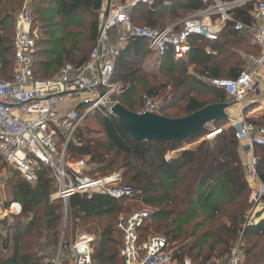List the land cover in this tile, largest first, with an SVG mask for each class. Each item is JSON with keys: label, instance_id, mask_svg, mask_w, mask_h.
<instances>
[{"label": "trees", "instance_id": "16d2710c", "mask_svg": "<svg viewBox=\"0 0 264 264\" xmlns=\"http://www.w3.org/2000/svg\"><path fill=\"white\" fill-rule=\"evenodd\" d=\"M8 3L12 6L17 3L13 7L22 4L21 0H0V81L11 80L14 68L13 41L9 31L4 35L8 23L14 21V11L1 16ZM30 6L36 16L32 19V32L33 25H42L46 17L51 22L49 30L45 31L47 38L40 43L45 49L38 48L33 56L34 77L51 79L66 64L76 66L85 63L97 38L102 0H31ZM201 8L200 0H154L150 6L137 4L129 17L134 25L164 29L167 22L173 23L180 20L183 14L190 15ZM253 8L254 2L237 8L233 11L234 20L250 24ZM189 43L190 52L186 59L175 60L168 53L160 61L166 89L169 87V98L159 112L166 118H184L206 106L226 103L225 92L202 79H235L245 69L242 51L259 53V49L251 46L247 38L233 30L232 24L222 31L215 42L192 37ZM237 47H242V51H236L234 48ZM144 55L146 58L148 52L143 42L131 40L126 52L116 62L114 81L118 69L128 70L131 57L143 58ZM189 67H193L199 78L188 72ZM147 76L138 66L118 77L120 84L130 86L118 99L128 111L137 113L143 109L142 99L136 111L131 98L135 88ZM156 95L153 89L147 90V97ZM203 95L210 96L212 102L207 104L199 100L198 97ZM178 104H182L181 107ZM173 108H178L179 115H164L165 110ZM252 109L246 107L245 112ZM95 115L101 120L102 137H90L88 130L76 128L66 146V160L78 159L95 166L93 172H86L92 180L104 177L119 167L123 170V178L131 184H122L121 180L122 185L131 187V197L113 199L97 193L73 195L64 204L61 199H51L57 187L49 169H42L34 184L27 183L17 173L10 174L14 178L8 176L5 181L10 194L5 206L10 208L12 204H18L20 212L4 224L0 264H53L52 253L58 247L68 254L70 230L74 232L87 225L89 220L107 217L111 221L94 232L92 260L94 264H123L120 257L122 240L115 239V236L122 238V235L112 222L123 211L129 215L133 213V207L122 209L125 201L130 200L154 208L138 229L140 239L145 241L147 237L144 236L149 231L162 234L170 246L176 248L174 256L179 261L187 258L193 264H202L201 261L208 262L212 257L221 258L227 252L229 243L238 234L243 235V240L247 239L250 229L257 237L264 236V218L256 225L246 222L252 201L237 151L235 129L221 130L212 143L202 141L197 147L183 150L180 155L168 160L163 155L159 156L155 149L163 147L168 152H174L181 144L196 141L209 130L206 128L180 143L136 141L114 117L100 113ZM260 118H264V113ZM224 122L212 125L219 128ZM251 123L260 127L252 120ZM58 137L63 138L64 135L58 133ZM257 149L264 150V147L256 146L255 153ZM259 158L258 176L264 183V157ZM66 215L68 220L64 223ZM205 224H209L206 229ZM91 226L95 230L94 223ZM201 229L203 231L198 233ZM93 230L88 228L87 231ZM244 255L245 264H264V241H257L246 248Z\"/></svg>", "mask_w": 264, "mask_h": 264}, {"label": "built area", "instance_id": "2783aa9c", "mask_svg": "<svg viewBox=\"0 0 264 264\" xmlns=\"http://www.w3.org/2000/svg\"><path fill=\"white\" fill-rule=\"evenodd\" d=\"M254 2L251 23L235 21L233 11ZM142 3H149L142 0ZM202 8L174 26L153 29L132 24L130 9H109L99 22L97 38L87 61L80 65L66 64L51 79L39 80L33 74L36 35L32 32V17L24 9L14 25V68L11 80L0 81V178L6 172L17 173L27 183H36L42 169L47 168L56 182L57 191L51 199L66 202L73 195H107L113 199L130 198L132 189L121 185L119 176L92 180L85 174V162L66 160L65 150L79 123L88 115L109 114L117 103L119 86L114 82L118 58L126 52L131 40L143 42L148 55L160 62L168 53L175 60L186 59L190 52L189 40L199 37L209 42L218 40L229 25L246 37L259 55L245 57L246 68L235 79H202L206 84L221 89L226 103L240 105L258 86L264 85V0H201ZM177 27V28H176ZM199 78L196 75H193ZM139 113L161 115L159 103L142 97ZM65 105L66 109L60 110ZM81 107V109H77ZM81 111V112H80ZM61 121L67 122L70 135L58 147ZM236 138L246 143L253 155L256 146L264 147V129L251 122L235 124ZM219 131L206 135L209 139ZM256 158L251 160V180L258 179ZM258 199L264 197V184H259ZM19 213V211L17 212ZM149 212L135 213L116 225L122 235L120 257L123 264H193L179 261L163 236H151L142 241L138 229L149 217ZM94 237L80 234L68 250L72 264H94ZM56 264H59L56 262ZM202 264H219L205 262ZM225 264H243V254L233 250Z\"/></svg>", "mask_w": 264, "mask_h": 264}, {"label": "rangeland", "instance_id": "374dc122", "mask_svg": "<svg viewBox=\"0 0 264 264\" xmlns=\"http://www.w3.org/2000/svg\"><path fill=\"white\" fill-rule=\"evenodd\" d=\"M30 2L31 0L27 1V0H21V5L19 7H13L14 4L12 6L11 3H8L6 5V8L3 9L1 16H4L5 14H7V12L10 11H14L12 12L15 16L14 21H11L8 23V25L6 26V30L4 31V35H7V32H10V39L11 41H13L14 38V22L17 19V17L21 14V12L24 9H27L30 14L32 19H34L36 16L34 15V13L32 12L33 9L30 6ZM19 5V4H18ZM190 15L189 14H183V16L180 18V20H184L186 18H189ZM46 21H43L42 25L39 24H34L33 25V32L36 35L35 41L37 43V50L35 53H37L38 48L40 50H43L45 48H43L42 46H40V43L43 39H46L47 36L45 34V31L49 30V26H50V20L49 18H45ZM179 19L177 20L178 22L180 21ZM176 21V20H175ZM173 21V23L175 22ZM176 21V22H177ZM141 25H145L144 23H139ZM172 24L171 23H166L164 28L169 27V25ZM41 25V26H40ZM47 33V32H46ZM40 46V47H39ZM236 51H242V47H237L234 48ZM91 49L88 52V56L90 53ZM255 53V52H254ZM254 53H247L245 51H242V58L245 59V57L247 56V54H253V55H259V53L254 54ZM145 55L143 56V58L141 57H131L129 59V66L127 67L128 70H124V69H118L117 72V77L115 79V83L119 86V95L116 96L115 98V102L117 104H119V98L121 97V95L123 96L129 89V84H120L118 82V77H120V75L128 72L129 70H133L138 68V66H140V68H142L143 73L148 74L149 76L145 77L142 82H140V84H138V86L135 88V93L132 95V103H133V107L136 111H138V106L140 104V99H142L143 96H147V90L148 89H153L157 95L153 98H150L156 102L159 103V108H161L162 104L164 102L167 101L168 97V91H169V87L168 89H166L167 85L165 84L166 82L163 79V71H160V62L156 61L152 56L147 55L146 58H144ZM246 68V65H245ZM188 72L191 75H195V71L193 70V67H189L187 68ZM39 79V78H36ZM147 87V88H145ZM258 91H252L250 94H248L245 98V101L242 102L240 105H236L233 106L231 109L228 110V115H229V119L227 121H225L222 126H219V128H216L214 125L209 124L207 126V130H209L210 132H214V131H221V130H226L229 128H233L235 127V124L237 123H241L242 121H248L251 122V120L255 123H257L258 126L262 127L264 129V118H260L263 113H264V85L263 86H258L257 88ZM196 96V94H195ZM199 100L209 104L212 102V98L208 95H203L198 97ZM182 104H178V107H181ZM177 107V106H176ZM246 107H250L253 108L251 111H247L245 112ZM66 109V106H64V108L60 109V110H64ZM140 112V111H139ZM137 112V113H139ZM164 115H170V116H175V115H179L178 114V108H173L170 110H165ZM89 116V115H88ZM80 127L81 129H86L90 132L89 136L93 137V138H101L102 137V127H101V120L100 117H98L95 114H91L89 116V118L83 119L79 125L77 126V128ZM70 127L69 124L67 122H63L61 121V124L59 126V131L58 133H62L64 135L63 138L58 137V147L61 148L65 137H68L70 135ZM208 131V133H209ZM220 133V132H219ZM215 134L214 136H210L209 139L206 138V135L202 136L201 138H199L196 141L193 142H187L186 144H181V146L174 152H168L165 148L163 147H157L155 149L156 153L160 156L163 155L164 158L170 160L172 158H174L175 156H177L180 152H182L183 150L186 149H193L195 147H197V145L199 143H201L202 141H206L209 143H212L214 141V139L217 137V135L219 134ZM235 140L237 141L238 144V155L239 158L241 160V164L243 167V175H244V179L245 182L248 186V189L250 191V200L252 201V207L250 208V210L247 213V218H246V222H248V224L253 223L254 225H256L257 223H259L263 218H264V200L261 197L260 199H258V191H259V184L263 183L260 178L258 177V179H255L254 181L251 180V160L252 157L254 155V157L257 159L256 160V171L258 174V160L260 159L259 157H264V150L263 149H257L256 153L255 150L253 152V155H250L247 151H244L245 146L247 145L246 143H242L240 142L236 136H234ZM70 139H72V136L70 137ZM180 155V154H179ZM258 157V158H257ZM78 159H75L74 161L72 160V162H80L82 160L77 161ZM119 161H121L119 159ZM85 174L86 172H93V170L95 169V166H90L85 164ZM123 170L119 169V167H115L111 172L107 173L106 176L101 177L99 176L98 178H96V180H101V179H105V178H111V177H115V176H119L122 180V184H129V181L126 178H123L122 176V172ZM7 175H3L0 178V219H5L4 220V224H6V222H8V220H11L12 217V213L10 211L9 208H6L5 203L9 201L10 199V194H9V190H8V186L7 183L5 182L7 177H12L10 176V173L8 174V172H6ZM89 179H92V177L90 178L89 176H87ZM14 178V177H12ZM121 184V181H120ZM121 184V185H122ZM264 184V183H263ZM125 207H133L132 210V214L135 213H143V212H149L151 213L153 211L154 208H151L150 206H146L144 205L142 202L139 201H135V200H130L129 201H125V204L123 206L122 209H126ZM6 215V216H5ZM131 215H129V213H127L126 211H123L121 215H118L117 218L112 222V224L115 226L117 225L121 219H127L129 218ZM13 220V219H12ZM68 220V217L66 215V217H64V223H66V221ZM118 220V221H117ZM111 221V219L109 217L104 218V219H100V220H89L87 221V225L82 226L80 228H78L76 231H72L70 230L68 233V240L67 242L69 243V246H71L78 235L80 234H88L91 236H95L94 232L95 231H99L100 227L105 226L107 223H109ZM204 221V220H201ZM200 221V222H201ZM92 223H94L95 225V230H93V226ZM195 223V222H194ZM81 225V224H80ZM209 224H205L204 229H206V227H208ZM244 227V225H243ZM88 228L90 230H93V232H89L87 231ZM203 231V229L199 230L198 233H201ZM255 231L253 229L248 230V235H247V239L243 240V235L242 234H238L228 245V250L227 252L221 257V258H217V257H212V259L210 261L212 262H217L219 264H225V262L227 261V259L230 257L231 253L233 250H239V252H241L243 254V264H245L246 259H245V255H244V251L246 248L253 246L254 244H256L257 241L263 242L264 241V236L263 237H257L254 233ZM147 235V236H146ZM144 237H151V236H161L162 234L160 233H156L153 231H149V234H146ZM4 239V236L0 237V241ZM115 239L117 240H122L121 236H115ZM176 249V248H175ZM120 250H121V246H120ZM218 249H216L215 252H217ZM216 255V253H215ZM51 261H53V264L59 263V264H71V262L68 259V254L66 251L61 250L60 247L57 248V250L53 251L52 253V257H51ZM185 259V258H184ZM187 259V258H186ZM190 260V259H187ZM208 261V262H210ZM203 263V261H201Z\"/></svg>", "mask_w": 264, "mask_h": 264}, {"label": "water", "instance_id": "95a60500", "mask_svg": "<svg viewBox=\"0 0 264 264\" xmlns=\"http://www.w3.org/2000/svg\"><path fill=\"white\" fill-rule=\"evenodd\" d=\"M142 2L136 1L135 5ZM106 11L104 16L107 15ZM229 103L213 104L188 115L184 118L170 119L162 115L151 113H134L116 104L109 111V115L118 120L125 131L136 141H154L157 143H180L198 132L229 119ZM249 148L245 147L244 151ZM264 200V197H263Z\"/></svg>", "mask_w": 264, "mask_h": 264}, {"label": "crops", "instance_id": "0c3cea01", "mask_svg": "<svg viewBox=\"0 0 264 264\" xmlns=\"http://www.w3.org/2000/svg\"><path fill=\"white\" fill-rule=\"evenodd\" d=\"M29 1V0H27ZM136 1L138 0H102V9H101V13H100V19L102 18V16L104 15V13L106 11H108L109 9H130V12H132V10L134 9V7L136 6L134 3H136ZM149 3H142L140 2L139 4H142V5H147V6H150L151 4L154 3V0H148ZM201 1V0H200ZM165 5L167 3H164ZM199 11V10H198ZM130 12H129V15H130ZM196 12V11H195ZM192 15V14H190ZM181 21V20H180ZM179 21V22H180ZM178 21L177 22H174L172 23L171 25L169 26H174L176 24L179 23ZM177 28V27H176ZM241 36V35H240ZM243 37V36H241ZM246 38V37H244ZM65 105H62L60 109L64 108ZM12 174L11 171L8 172V174ZM63 201V200H62ZM68 201V200H67ZM63 201L64 204L67 203ZM11 212H13L12 214L13 215H16L18 214L17 212L19 211L20 212V206L18 204H12L11 207L9 208ZM6 216V215H5ZM4 220L5 219H0V237L2 236H5V230H4ZM70 261V260H69ZM71 262V261H70ZM72 264V263H71Z\"/></svg>", "mask_w": 264, "mask_h": 264}]
</instances>
